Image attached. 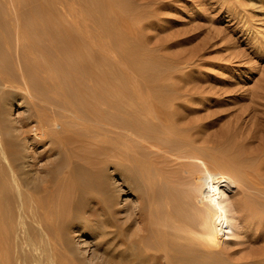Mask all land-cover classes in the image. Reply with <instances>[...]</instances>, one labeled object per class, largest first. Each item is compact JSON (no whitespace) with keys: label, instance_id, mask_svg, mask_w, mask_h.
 <instances>
[{"label":"rangeland","instance_id":"374dc122","mask_svg":"<svg viewBox=\"0 0 264 264\" xmlns=\"http://www.w3.org/2000/svg\"><path fill=\"white\" fill-rule=\"evenodd\" d=\"M62 32L67 41L55 42ZM262 33L264 0H0V170L16 173L17 189L2 191L16 195L7 203L15 218L13 264H128L120 256L132 253L143 264H166L165 255L175 251L181 264H264V215L239 219L242 207L225 217L215 213L216 222L208 215L205 229L193 227L200 237L175 236L174 223L151 227L155 215L173 207L163 191L180 188L167 178L183 182L187 171L133 131L125 133L122 103L141 107L137 92L165 98L164 121L142 120L157 144L188 138L184 147L210 161L201 171L203 181L213 172L205 196H215L220 207L240 201L244 192L230 163L220 162L217 142L241 146L256 133L254 147L264 138ZM64 42L71 43L68 56L60 53ZM87 64L109 78L115 107L101 99L89 109L84 96L102 91L74 70ZM161 122L166 130L155 131ZM221 174L227 176L218 182ZM258 191L245 193L255 200L245 210L264 206Z\"/></svg>","mask_w":264,"mask_h":264},{"label":"bare ground","instance_id":"6f19581e","mask_svg":"<svg viewBox=\"0 0 264 264\" xmlns=\"http://www.w3.org/2000/svg\"><path fill=\"white\" fill-rule=\"evenodd\" d=\"M257 1V0H255ZM256 3V2H254ZM255 7V6H254ZM247 11V10H246ZM255 11V10H254ZM87 25V24H86ZM90 25V24H89ZM78 26V25H77ZM116 29V28H115ZM60 31V30H59ZM64 32V31H63ZM57 33L56 37H55V42H58V37H62L61 39H66L67 41V36L68 34H64V33ZM91 32V31H90ZM93 33V32H92ZM54 34V33H53ZM89 34V33H88ZM264 34V33H262ZM55 35V34H54ZM53 35V36H54ZM72 36V35H71ZM89 37V35H87ZM92 37V36H91ZM91 37H89L91 39ZM53 38V37H52ZM73 38V37H71ZM54 39V38H53ZM60 39V40H61ZM70 39V38H69ZM93 39V38H92ZM59 40V41H60ZM79 40V39H78ZM94 41V40H92ZM59 44V43H57ZM71 43H66L64 42V44H61L62 47L59 46L60 48V53H64V55L69 54L70 52V45ZM68 45V47H67ZM76 47V45H75ZM72 49V48H71ZM94 49V48H93ZM59 50V49H58ZM77 51H74V53ZM80 52V51H79ZM78 53V52H77ZM97 53V52H96ZM70 55V54H69ZM68 56V55H67ZM73 56V53H72ZM76 57V56H75ZM75 57H73L75 59ZM79 58V55L77 56ZM100 57V56H99ZM70 58V57H68ZM77 60V59H76ZM79 60V59H78ZM87 61V60H85ZM69 63H71L69 61ZM83 63V62H82ZM85 64V63H84ZM123 64V63H122ZM73 65V64H71ZM88 67H84L82 69V67L80 68H76V64H75V71H77L76 73H81L83 74L82 78H85L84 76H88L89 79L92 81L94 87L98 88L100 91H102V93L98 94H83L85 95L84 98L88 99V100H84V101H88L89 104V109H97L100 105V102L98 103V101H101V99H103L105 105H107L109 108H113L116 106V103L114 102L113 98H116L114 95H112V93L110 92V88L112 86L111 82L109 81V78L107 77V75H103V74H98L97 71L94 66H91L90 64H87ZM74 66V65H73ZM97 66V65H96ZM73 68V67H72ZM80 75V74H79ZM74 76V75H73ZM80 77V76H78ZM87 77V78H88ZM86 78V79H87ZM70 79V78H69ZM84 80V79H83ZM83 82V81H82ZM81 87V86H80ZM93 87V86H92ZM97 91V90H96ZM82 92V91H80ZM143 94L137 92L136 96L137 98L143 99V104L141 107H137V105L132 101V100H126L125 102L122 101V103H124V112L125 115L127 116V121L125 124V128L127 129H123L122 131H125V133H128L127 131L131 130L134 132L135 136L137 138H142L147 144H145L146 146H155L157 150H160L161 152H163V155H170L171 157H175L176 162L180 160V162L178 163V167L180 169H182V171H187V174L183 176V182H178L177 181V177L176 179L174 178L175 176L173 175L172 177H168L167 180H169L168 183L171 182L172 185H177L180 186V188H177L176 194L171 193V191H163V194L165 197H167V199L169 200L170 204L173 205V207L171 206V208H169V211L171 210V212L165 213L163 215H155V218H152V220L149 221L151 222V224H153L151 227H153L154 225H158L161 222H168V223H174L178 226L179 231L175 232V236H182V234L184 232H193V234H196L195 237L199 236L200 233H198L197 231L195 232L193 227H196L195 225H197V227H201V229H205L206 227V222H207V218L208 215H214L215 213H221L222 215L227 216V215H232V213L237 210L239 207H242L243 209L241 210L242 212V216L239 217V219H244L245 216H252L253 218L257 219V217H259V214L264 215V206L261 205V207L257 208L256 207H249L247 208V210H245V207H248L250 203H253L254 198L250 199V197L246 198V192L248 191V189H253L258 190V192H260V190H262V192H264V138L259 137L258 138V144L255 145L254 147L249 145V143L251 142V139H256V133L254 134H250L248 136H246V138H244L243 144L241 146H237L236 145V141L235 140H229L230 142H228V144L226 145V143L222 141L217 142L219 147V151L221 153V160H225L224 162L227 161V164L229 165L234 172V175L236 178L233 177L232 175V179L234 180V182L237 183V187L242 188V192H244V196H242V200L240 201H235L233 198V200L231 199L230 202L228 204H226L225 206H218V201L215 200V196L210 197V195L207 197V195L205 196L204 191L206 190L207 186L209 185H213V172H207V174L205 176L208 177V179L206 178L207 181H203V175L201 174L202 170L206 171V165L208 164L207 162V158L205 155H200V151L199 154L197 155L198 151L195 149H192L191 151L189 149L191 148H185L184 146H190L189 141L187 139H185L184 137L182 138V141L180 140V142H178L179 144L177 145H168L167 144H161L162 146L160 147L159 144H157L158 142L156 141V138L149 132L152 130L148 128V124H145L143 120V116H148V115H152V118H157L160 119L161 118V114H160V109H162V105L159 104L164 103V101L162 102L160 98V95L158 97L154 96V97H147L144 98L142 97ZM155 95V94H154ZM163 97V96H162ZM170 96H168L169 99ZM136 98V99H137ZM123 99V97H122ZM180 99V98H179ZM109 100V101H107ZM120 100V99H119ZM166 100V99H165ZM121 101V100H120ZM136 102V101H135ZM139 103V102H138ZM120 105V103H118ZM101 106V105H100ZM162 106V107H160ZM84 107V106H83ZM87 107V106H86ZM84 107V108H86ZM174 107V106H173ZM105 108V107H104ZM107 108V107H106ZM160 108V109H159ZM169 108V107H168ZM172 108V107H171ZM170 108V109H171ZM89 110V111H90ZM105 111H107L106 109H104ZM163 110V109H162ZM174 110V109H173ZM176 110V109H175ZM85 111L88 112V110L85 109ZM93 112V110H92ZM123 112V113H124ZM94 113V112H93ZM167 114V117L170 118V114L171 113H167L164 112L162 114V116L164 114ZM165 114V115H166ZM92 115V114H91ZM174 115V114H173ZM107 116V115H106ZM172 116V115H171ZM109 117V116H108ZM160 117V118H159ZM94 118V116H93ZM163 118V117H162ZM161 118V120H163ZM166 118V117H165ZM95 119V118H94ZM112 119V118H111ZM172 119V118H171ZM145 120V119H144ZM168 122H171L170 119H168ZM258 120V119H257ZM260 120V119H259ZM164 121V120H163ZM177 121V120H176ZM262 121V120H261ZM96 122V120H95ZM144 124H142V123ZM117 122H115L114 126L116 125ZM120 122H118L119 124ZM259 123V122H258ZM122 124V123H121ZM162 125H160V127L155 126L154 130L158 131L160 129H162L161 131L166 130L167 128V124L166 123H162ZM173 124V122H172ZM261 124V123H260ZM143 125V126H140ZM235 125V124H234ZM113 126V128H114ZM124 126V125H123ZM261 131L264 132V124L261 125ZM111 127V129H113ZM160 128V129H159ZM257 128V127H256ZM258 129V128H257ZM149 130V131H148ZM153 131V130H152ZM242 131V130H241ZM257 131V130H256ZM260 131V132H261ZM130 132V131H129ZM178 132V131H177ZM249 132V131H248ZM252 132V131H251ZM254 132V131H253ZM169 133V132H168ZM187 133V132H186ZM247 133V132H246ZM182 134V133H181ZM155 135V134H154ZM190 135V134H189ZM140 136V137H139ZM185 136V135H184ZM248 137V138H247ZM2 138V137H1ZM232 138V137H231ZM235 138V137H234ZM1 140V139H0ZM7 141V139H6ZM256 141V140H255ZM257 142V141H256ZM9 143V142H8ZM239 143V142H238ZM242 143V142H241ZM203 144V143H202ZM225 144V145H224ZM144 145V146H145ZM239 145V144H238ZM252 148V149H251ZM188 149V150H187ZM195 150V151H194ZM5 152V151H4ZM194 153V154H192ZM214 153V152H212ZM10 154V153H9ZM197 155V156H195ZM214 155V154H213ZM3 156V155H2ZM6 157V156H5ZM4 157V158H5ZM187 157H194L193 160L190 159L191 162H187L188 158ZM211 158H214L213 160H215V157L210 156ZM2 158V157H0ZM187 158L186 162L184 161ZM207 159V160H206ZM210 159V158H209ZM2 160V159H1ZM218 159H216V161H218ZM243 163V161H245ZM7 161V160H6ZM10 161V160H8ZM209 161V160H208ZM14 162V161H13ZM210 162V161H209ZM212 162V161H211ZM223 162V161H222ZM6 163V162H5ZM175 163V161H174ZM11 166L12 163L10 164ZM145 166V165H144ZM177 166V165H176ZM188 166V167H187ZM223 166V165H222ZM15 167V166H14ZM148 167V166H147ZM224 170H225V165L223 166ZM228 167V169L230 168ZM145 168V167H144ZM218 168H220L218 166ZM1 169V168H0ZM12 172L9 173H4L2 172V170H0V262H3L4 260H8L6 264H13V262L10 260L12 258V256L10 257V255L12 254V245L14 244V231L12 225L14 223V214H13V208L8 207V204L11 203L12 201L15 200L16 195L15 194H8L5 195L3 194L2 191L6 190H14L17 189V186L14 185L16 183L13 184V180L16 177V173L14 168H10ZM162 169V168H160ZM159 169V171H161ZM167 169V168H166ZM184 169V170H183ZM5 171V169H3ZM218 170V169H216ZM223 170V169H222ZM227 170V169H226ZM18 171V170H17ZM163 171V170H162ZM181 171V172H182ZM203 171V172H205ZM221 171V169L219 170ZM217 171V172H219ZM180 173V171H178ZM228 172V171H227ZM163 173V172H161ZM222 173V171H221ZM236 173V174H235ZM177 174V173H176ZM220 174V173H219ZM232 174V173H231ZM224 174H221L216 180H218V182L220 181V179L223 177ZM228 175V173H227ZM226 175V176H227ZM224 175V177H226ZM231 176V175H230ZM228 176V177H230ZM11 180H9V179ZM184 178L186 179V181L184 180ZM231 178V177H230ZM203 179V180H202ZM179 180V181H181ZM214 180V181H216ZM20 181V180H19ZM24 182V181H23ZM216 183V182H215ZM229 183V182H228ZM233 184V182H232ZM219 185V184H218ZM64 186V185H63ZM69 186V185H68ZM16 187V188H15ZM48 187V186H47ZM65 187V186H64ZM67 187V186H66ZM211 187V186H210ZM169 188V187H168ZM209 188V187H208ZM213 189V188H211ZM176 190V189H175ZM233 190V189H232ZM15 191V190H14ZM213 191V190H212ZM220 191V190H219ZM61 192V191H60ZM206 192V191H205ZM57 193V192H55ZM211 193V192H210ZM240 193V191H239ZM204 194V195H203ZM214 194V193H212ZM259 194V193H258ZM25 195V194H24ZM175 195V196H174ZM235 195V194H234ZM28 197V196H27ZM47 197V196H46ZM180 199H184V202L181 203L175 199L177 198ZM31 198V197H30ZM241 198V196H240ZM217 199V198H216ZM20 201V200H19ZM22 201V200H21ZM27 201V200H26ZM32 201V200H31ZM234 201V202H233ZM167 202V201H166ZM8 203V204H7ZM31 204V203H30ZM36 204V203H35ZM34 204V205H35ZM165 204V203H164ZM10 205V204H9ZM48 206V205H47ZM29 208H32L31 206L28 205ZM27 207V209H28ZM42 207V206H41ZM169 207V206H167ZM178 207H180L178 210ZM177 209V210H176ZM241 209V208H239ZM34 212V211H33ZM35 213V212H34ZM32 213V214H34ZM39 214V213H38ZM218 215V214H217ZM217 215L210 217L209 220L216 222L218 220ZM20 217V216H19ZM33 218V217H31ZM154 219L156 221H154ZM146 223V222H145ZM150 224V223H149ZM144 227L146 228L145 224H143ZM176 226V227H177ZM159 228V227H158ZM158 228H156L158 230ZM154 229V228H153ZM160 229V228H159ZM162 229V228H161ZM197 228H195L196 230ZM200 229V228H199ZM155 230V229H154ZM155 230V231H157ZM142 231H146L145 229H142ZM201 231V230H200ZM153 232V231H152ZM160 232V230H159ZM162 232V231H161ZM202 232V231H201ZM155 233V232H153ZM158 233V231H157ZM176 233L178 235H176ZM187 234V233H186ZM185 234V235H186ZM145 235V234H144ZM165 235V232L163 231V236ZM174 236V235H173ZM184 236V234H183ZM165 237V236H164ZM200 237V236H199ZM139 238V244L143 241V234L140 233L138 235ZM174 238V237H173ZM198 239V238H195ZM173 240V239H172ZM180 240V239H179ZM182 240V239H181ZM16 241V240H15ZM173 242V241H172ZM175 242V241H174ZM194 242V241H193ZM192 242V243H193ZM168 243V242H167ZM166 243V245H167ZM161 244V243H160ZM165 243H162V245H164ZM191 244L190 240H184L182 241V243H180V245L182 247H188ZM161 245V246H162ZM16 247V246H15ZM163 247V246H162ZM181 248V247H180ZM162 249V248H161ZM183 249V248H182ZM188 249V248H187ZM181 251V250H180ZM166 253V252H165ZM179 251H175V252H169L165 255V260H166V264H181L182 261L181 260H173V257L175 258V256L177 257ZM134 256V253L131 254V256H120V261L123 263H132V264H143L144 262L141 260V258L139 259L138 256ZM159 256V255H158ZM157 255L155 257H158ZM161 256V255H160ZM163 257V256H161ZM144 258V257H143ZM168 258H172V260H168ZM111 259L113 261L116 260V256L112 255L111 253ZM164 259V258H163ZM10 260V261H9ZM61 260V259H59ZM145 260V259H144ZM147 263V262H146ZM116 264V263H114Z\"/></svg>","mask_w":264,"mask_h":264}]
</instances>
